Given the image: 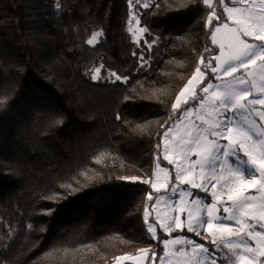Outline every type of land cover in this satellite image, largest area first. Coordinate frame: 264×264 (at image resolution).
Listing matches in <instances>:
<instances>
[{
    "label": "trees",
    "instance_id": "16d2710c",
    "mask_svg": "<svg viewBox=\"0 0 264 264\" xmlns=\"http://www.w3.org/2000/svg\"><path fill=\"white\" fill-rule=\"evenodd\" d=\"M156 2L140 17L147 32L137 46L128 0H0V264L163 254L166 234L146 232L152 189L142 180L175 121L176 95L199 58L219 51L201 0ZM101 65L129 82H94Z\"/></svg>",
    "mask_w": 264,
    "mask_h": 264
},
{
    "label": "snow or ice",
    "instance_id": "6c2138e0",
    "mask_svg": "<svg viewBox=\"0 0 264 264\" xmlns=\"http://www.w3.org/2000/svg\"><path fill=\"white\" fill-rule=\"evenodd\" d=\"M128 2L131 9L133 0ZM201 2L209 13L205 27L219 53L199 58L191 78L171 105L177 119L163 133V158L175 166L174 174L157 160L152 177L142 183L152 189L143 211L146 232L152 240L161 239L158 230L169 237L173 232L186 231L197 237L206 234V243L178 234L162 240L163 255L158 256L151 247L140 248L135 255L115 257L116 261L217 264L222 258L226 264H264V0ZM135 3L144 9L159 7L156 0ZM136 15L130 13L127 30L139 43L138 33L147 29H133V20L136 25L140 23ZM101 35L94 32L87 44L95 45ZM140 60L146 63L143 56ZM102 67L91 70V79L102 78ZM109 76L127 81L115 72ZM6 101L0 98V107ZM181 125L183 130L177 138L172 133ZM192 189L205 193L211 189V202L200 198L189 201ZM171 196H178V200H171ZM148 202H152L151 211ZM161 204L166 206L163 212L157 211ZM152 212L155 216L150 219Z\"/></svg>",
    "mask_w": 264,
    "mask_h": 264
},
{
    "label": "rangeland",
    "instance_id": "374dc122",
    "mask_svg": "<svg viewBox=\"0 0 264 264\" xmlns=\"http://www.w3.org/2000/svg\"><path fill=\"white\" fill-rule=\"evenodd\" d=\"M133 4H134V6H133L131 9H130V7H129V9H130V13H136V14H137V15H136V18L139 19V21H140V17H141V15H142V13H143L144 11H146L147 9H144V8L142 7V5H140V4H136V3H135V0H133ZM129 20H130V17H129ZM129 20H128V24H127V29H128V26H129ZM131 26L133 27L134 30H135L136 28H138V27H142V26L140 25V23H139V25H136L134 20H133ZM97 32H101V31H97ZM128 34L130 35V37L132 38V41L134 42L133 34L130 33L129 31H128ZM102 36H103V34L97 38V43H96L95 45H97V44L99 43V41H100V39H101ZM138 38H139V43H136V42H134V43H136L137 46H140V45H141V42H142V33H138ZM95 45H89V46L94 47ZM110 72H113V71H110V70H107V69H103V67H102V70H101V73H100V75H101L102 78H101V79H97V80H93V81H94V82H97V83H102V84H105V83H120V84H127V83L129 82V80H130V78L127 77V81H126V82H125L123 79L120 80V81H116L114 77H110V76H109V73H110ZM147 73H148V72H147ZM149 74H151V72H149ZM209 75H210V73H209ZM173 115H174V117H175V121H176L177 117L175 116V114H173ZM175 121H174V122H175ZM171 126H172V124H171L169 127H171ZM169 127H168V128H169ZM165 130H166V129H165ZM165 130H164V131H165ZM182 130H183V125H181L180 129L174 131V132L172 133V135L177 136V138H178V136H179V132L182 131ZM164 131H163V133H164ZM163 133H162L161 138H160V152H159V154L157 155V158H156V161H155V165H156V162H157V160H158L159 163H160V166H161V167H163V168H167L171 174H174V172H175V166H174V165H170V164H168V162L165 161L164 158H163V156H164V151H163V150H164V147H165V145H164V136H163ZM225 142H226V141H225ZM169 155H170V157L172 156L171 153H170ZM192 159H196V157L193 156ZM154 170H155V167H154ZM184 187L187 188L188 186L185 185ZM192 192H193V197H189V198H187L189 201H190L191 199H193V198H200L201 200H203V201L206 202V203H210V202H211V195H210L211 189L209 190V193H205V192H203V191L196 190V189H192ZM161 194H163V192H162ZM169 195H170V193H169ZM224 199L226 200L227 198L224 197ZM171 200H173V201H177V200H178V196H171ZM153 202H154V201H153ZM150 203H152V202H150ZM165 208H166V206L163 205V204H161V205L157 208V211H161V212H163V211L165 210ZM149 209H150V211H151V205H150V208H149ZM185 215H186V214H185ZM154 216H155V212H152V215L150 216V219H152ZM182 218H184V217L182 216ZM160 232H162V231H159V230H158V235H159ZM175 233H176V232L173 233L174 236L171 237V238H175V237L178 235V234H175ZM204 235H206V234H202L201 237H197V238L189 237V236H186V237L189 238V239H193V240H195L197 243H206V241H205L204 238H203ZM207 246H208V247L210 248V250H211V245H207ZM157 255H158V254H157ZM162 255H163V254H162ZM217 256L219 257L220 255H218V253H217ZM218 260H220V259H218ZM217 262H218V261H217ZM157 264H159V261H157Z\"/></svg>",
    "mask_w": 264,
    "mask_h": 264
},
{
    "label": "crops",
    "instance_id": "0c3cea01",
    "mask_svg": "<svg viewBox=\"0 0 264 264\" xmlns=\"http://www.w3.org/2000/svg\"><path fill=\"white\" fill-rule=\"evenodd\" d=\"M157 1V0H156ZM230 23V22H229ZM144 39V33H142V40ZM219 51V49H218ZM219 53V52H218ZM217 53V54H218ZM216 54V55H217ZM174 233V232H173ZM177 233V232H176ZM167 239H171V237H169L167 234ZM174 235L172 234V237ZM218 255H220V253H218ZM114 264H138V261L136 260H132V259H127V260H121V261H116ZM217 264H226V261H224L222 258H220V260H218Z\"/></svg>",
    "mask_w": 264,
    "mask_h": 264
}]
</instances>
